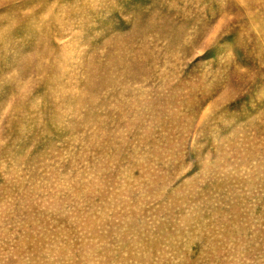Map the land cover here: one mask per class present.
I'll return each instance as SVG.
<instances>
[{"label": "rangeland", "instance_id": "rangeland-1", "mask_svg": "<svg viewBox=\"0 0 264 264\" xmlns=\"http://www.w3.org/2000/svg\"><path fill=\"white\" fill-rule=\"evenodd\" d=\"M0 264H264V0H0Z\"/></svg>", "mask_w": 264, "mask_h": 264}]
</instances>
